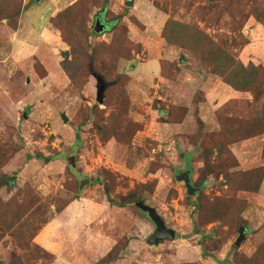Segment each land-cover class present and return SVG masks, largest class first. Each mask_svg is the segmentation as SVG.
I'll return each mask as SVG.
<instances>
[{"label": "rangeland", "instance_id": "1", "mask_svg": "<svg viewBox=\"0 0 264 264\" xmlns=\"http://www.w3.org/2000/svg\"><path fill=\"white\" fill-rule=\"evenodd\" d=\"M75 1L0 0V206L7 214L9 201L35 198L0 238V264H99L112 250L104 264H243L255 253L264 264V82L254 102L252 89H236L163 36L169 18L204 29L263 79L264 0H108L105 11L101 0L85 12L87 47L64 42L51 22ZM254 4L262 19L248 15ZM102 11L112 26L97 32ZM115 36L117 51L105 57L117 80L99 103L88 54ZM185 168L193 195L177 178ZM249 170L260 175L253 190L230 177ZM134 190L175 239L148 243L155 225L137 197L126 198ZM202 194L234 203L235 216L201 225Z\"/></svg>", "mask_w": 264, "mask_h": 264}, {"label": "trees", "instance_id": "2", "mask_svg": "<svg viewBox=\"0 0 264 264\" xmlns=\"http://www.w3.org/2000/svg\"><path fill=\"white\" fill-rule=\"evenodd\" d=\"M100 1L101 0H76L72 5L64 10L59 11L56 16L52 17L51 22L55 27L61 30V37L64 42L68 43L69 45L80 42L85 47L88 46V44L86 43V34L88 32L85 28V22L87 19L85 12L89 11V8L93 5L98 6L97 4ZM211 1L214 3L218 0ZM255 1L258 4H261L259 0ZM107 3L108 0H102V5L105 7L104 11L107 10ZM258 4H254V7L251 9L248 15L251 13L254 14L258 19H262V16L260 15L258 10ZM210 5V3H207L203 8L210 10ZM262 9L264 10V7H262ZM104 11H102L101 15ZM1 14L4 15L3 7H0V15ZM163 36L167 41L175 42V44H179L181 47L189 49L194 54L197 60H199L204 65L212 66L214 68L213 73L223 76L224 80L228 84L234 86L236 89L242 91L252 89L255 94L254 102H259L262 93L258 91L257 86L263 85L264 78L259 79V73L261 71L258 66L254 65L253 63L246 66L243 63L238 62L234 57H230L229 47H227L225 44L222 45L221 43H216L215 40L205 32L204 29L198 28V30H195L192 25L176 22L172 18H169L167 20L163 29ZM123 39L126 40V35L123 36ZM117 41V36H115L112 45L105 46V44H101L99 45L101 49L100 51L92 48V53L88 54L89 72L91 74L92 72H96L104 77L105 81L108 83V86L105 90V93L107 94L113 88V78L117 75V72L116 68L109 66L107 62L108 57L105 56L111 55L112 51H117L115 47L118 46ZM121 46L123 45L121 44ZM89 47H91L90 44ZM124 51L125 48H123V52L121 55H123ZM128 56L129 55H127V57ZM103 60H106V63H101V65L98 64V61L101 62ZM115 79L117 80V76L115 77ZM235 120L248 123V120L245 119V117L241 119L235 118ZM247 133L248 137L253 134L251 129H247ZM258 169L262 171L264 168L259 167ZM230 177L237 184H239L242 189L253 190L258 184L260 175L256 170H249L247 172L237 171L234 174H231ZM97 181H100L99 177L94 179V182ZM135 197H137L139 200H145L144 197L142 195H139L136 190L132 191V193H129L126 196L128 200H135ZM203 197L204 194H202V198ZM222 200V197H215L213 199H210L209 196L204 197V203L202 202V204H200V206H202V209L201 211H199L201 218L200 221H202L201 225L215 220H221L226 223L229 218L235 216L236 205L232 203V206L227 209L225 208V204L222 203ZM110 202L113 203L112 200H110ZM34 205L35 198H33L32 195H28V197H26L24 201L20 202L19 204H16L15 201H9L7 205V209L9 210L7 214L3 207L0 206V238H2L6 234V232L11 231L15 224L20 220V217L26 212V210ZM203 213L206 215L205 219H203L201 216ZM207 237L213 240L210 235H208ZM163 241H161V243ZM35 247L40 258L50 259L52 257V254L47 252V250L44 251V249H40L37 245H35ZM262 249H264V244L262 246ZM112 252L113 250L103 260H101L99 264H104V262L111 263L114 260V256H117V254L115 255ZM209 254L210 253L205 249L202 253V257L209 256ZM258 262V255L257 253H255L250 257L245 256L241 263L258 264ZM181 264L195 263L191 262ZM229 264L232 263L229 262Z\"/></svg>", "mask_w": 264, "mask_h": 264}, {"label": "water", "instance_id": "3", "mask_svg": "<svg viewBox=\"0 0 264 264\" xmlns=\"http://www.w3.org/2000/svg\"><path fill=\"white\" fill-rule=\"evenodd\" d=\"M134 4H135V0H125V5L128 7L133 6ZM100 15L101 14L97 15V17L95 19L94 29L97 32L105 31V26H106V23L102 21V18ZM108 28H109V26L107 27V29ZM64 56L68 57L69 52L66 51L64 53ZM92 74L96 78V81H97V84H96L97 101L99 103H103L104 97H105V90L108 86V83L105 81L104 77L101 76L100 74H98L96 72H92ZM164 112H165L164 110H162V109L160 110V113H164ZM24 116L27 117V114H24ZM62 117H63L64 121H66V122L68 121V117L66 116L65 113L62 114ZM68 161L72 165H75V157L74 156H70ZM177 178H178V180L184 181L189 195L195 194V192L199 189V188H196L191 181L190 170L183 172V173H180L177 176ZM135 204L137 205L138 208H140L142 211H144L148 214L149 218L151 219V221L155 225V231L147 239L149 244L159 245L161 243V241H163L164 239H175V237H176L175 229L167 226L165 219L158 212L156 207L147 204L142 199L137 200L135 202ZM239 231H240V235L237 237V239L235 241L236 246H240L242 244V242L246 239L245 233H244L245 226H241Z\"/></svg>", "mask_w": 264, "mask_h": 264}, {"label": "flooded vegetation", "instance_id": "4", "mask_svg": "<svg viewBox=\"0 0 264 264\" xmlns=\"http://www.w3.org/2000/svg\"><path fill=\"white\" fill-rule=\"evenodd\" d=\"M101 18H103L102 17V15H101ZM103 22H104V19L102 20ZM106 23V26H105V30H108L107 29V27L109 26H111V23H109L108 21L107 22H105ZM190 170V173H191V169H189V168H185V169H182L181 171H180V173H183V172H186V171H189ZM191 175V174H190ZM191 181H192V177H191ZM193 183V182H192ZM199 190V189H198Z\"/></svg>", "mask_w": 264, "mask_h": 264}, {"label": "crops", "instance_id": "5", "mask_svg": "<svg viewBox=\"0 0 264 264\" xmlns=\"http://www.w3.org/2000/svg\"><path fill=\"white\" fill-rule=\"evenodd\" d=\"M53 6H54V8H56V5L55 4Z\"/></svg>", "mask_w": 264, "mask_h": 264}]
</instances>
